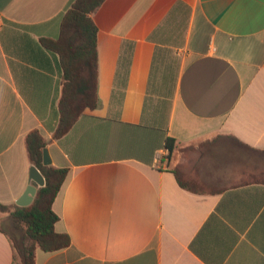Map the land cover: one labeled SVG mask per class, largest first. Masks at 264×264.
I'll return each instance as SVG.
<instances>
[{
  "label": "crops",
  "instance_id": "0c3cea01",
  "mask_svg": "<svg viewBox=\"0 0 264 264\" xmlns=\"http://www.w3.org/2000/svg\"><path fill=\"white\" fill-rule=\"evenodd\" d=\"M72 1L0 0V203L34 184L32 131L68 170L70 246L36 264H264V0H106L97 107L56 139L63 73L42 39Z\"/></svg>",
  "mask_w": 264,
  "mask_h": 264
},
{
  "label": "trees",
  "instance_id": "16d2710c",
  "mask_svg": "<svg viewBox=\"0 0 264 264\" xmlns=\"http://www.w3.org/2000/svg\"><path fill=\"white\" fill-rule=\"evenodd\" d=\"M106 0H73L63 15L60 36L57 40L42 39V44L59 57L63 73V91L60 100V123L55 138L65 136L82 112L97 107L98 82V27L93 15ZM173 142V141H172ZM167 147L173 151V144ZM26 146L32 164L45 178V186L38 188L34 202L29 207L6 206L13 222V232H4L10 239L14 264H36L38 249L52 253L70 246V238L55 230L59 217L53 210L68 174L67 169H57L43 163L46 142L38 130L26 137ZM264 153V152H263ZM184 188L190 189L186 184Z\"/></svg>",
  "mask_w": 264,
  "mask_h": 264
},
{
  "label": "water",
  "instance_id": "95a60500",
  "mask_svg": "<svg viewBox=\"0 0 264 264\" xmlns=\"http://www.w3.org/2000/svg\"><path fill=\"white\" fill-rule=\"evenodd\" d=\"M43 163L46 166H50L52 164L47 148L43 151ZM31 179L34 184L30 185L24 195L16 202V205L19 207H29L32 205L37 195L38 188L45 186V178L35 166L31 169Z\"/></svg>",
  "mask_w": 264,
  "mask_h": 264
},
{
  "label": "rangeland",
  "instance_id": "374dc122",
  "mask_svg": "<svg viewBox=\"0 0 264 264\" xmlns=\"http://www.w3.org/2000/svg\"><path fill=\"white\" fill-rule=\"evenodd\" d=\"M255 159L257 160V162L258 160L263 161L262 162L263 172L260 176L259 174H257L255 179L264 182V154L263 155L255 154ZM0 227L8 232H13V222L10 216H8L7 213L1 211H0Z\"/></svg>",
  "mask_w": 264,
  "mask_h": 264
},
{
  "label": "built area",
  "instance_id": "2783aa9c",
  "mask_svg": "<svg viewBox=\"0 0 264 264\" xmlns=\"http://www.w3.org/2000/svg\"><path fill=\"white\" fill-rule=\"evenodd\" d=\"M166 152H167V151H166ZM163 154H164V153H163ZM163 154H162V155H163ZM161 158H162V156H158V161H159Z\"/></svg>",
  "mask_w": 264,
  "mask_h": 264
}]
</instances>
